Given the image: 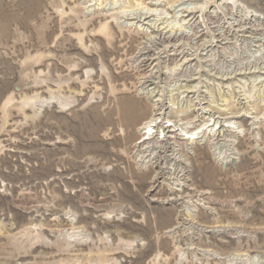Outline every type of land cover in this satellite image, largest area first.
I'll return each instance as SVG.
<instances>
[{"label": "rangeland", "instance_id": "rangeland-1", "mask_svg": "<svg viewBox=\"0 0 264 264\" xmlns=\"http://www.w3.org/2000/svg\"><path fill=\"white\" fill-rule=\"evenodd\" d=\"M131 1L0 0V264H264V0Z\"/></svg>", "mask_w": 264, "mask_h": 264}, {"label": "bare ground", "instance_id": "bare-ground-1", "mask_svg": "<svg viewBox=\"0 0 264 264\" xmlns=\"http://www.w3.org/2000/svg\"><path fill=\"white\" fill-rule=\"evenodd\" d=\"M131 4L134 7V6L139 5L140 3H138L136 0H132ZM164 119L167 120V123H169L167 126H165L166 124L163 123ZM187 124H189V122L188 123L186 122L184 124H179V121L177 122L172 117L162 118L161 113H155V115H153V117L149 118L147 121H145L143 123V125L141 127V131H142L143 136L141 137V140L138 142L139 144H137V145H145V144L149 145V144H151V145H155V146H160L161 144H164V142H166L169 139L171 132L177 134V131L179 128L181 129V133L188 135L186 139H191L194 136H198L200 133L204 134L202 136H206V133L204 131L205 128L199 126V128L191 130V129H189ZM233 124L237 125L236 128L238 129V131H240V132L242 131L241 126L238 123H232V125ZM215 125L216 124H213V126L210 127L211 128L210 132L213 131ZM153 147H152V150L154 149ZM151 153L153 155L155 152L151 151ZM141 157L143 158V156H141Z\"/></svg>", "mask_w": 264, "mask_h": 264}]
</instances>
